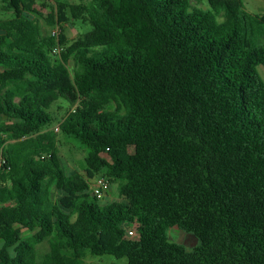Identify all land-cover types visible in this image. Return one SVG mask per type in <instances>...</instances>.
Listing matches in <instances>:
<instances>
[{
  "label": "trees",
  "instance_id": "16d2710c",
  "mask_svg": "<svg viewBox=\"0 0 264 264\" xmlns=\"http://www.w3.org/2000/svg\"><path fill=\"white\" fill-rule=\"evenodd\" d=\"M206 1L99 0L106 25L82 3L45 17L37 0H0L12 15L0 19V264H86L87 251L264 264V13ZM74 21L92 29L69 42ZM59 100L71 106L61 134L87 154L82 174L66 173L56 133L43 131ZM98 176L123 182L122 201L92 195ZM132 224L142 239L128 237ZM172 228L197 246L171 242Z\"/></svg>",
  "mask_w": 264,
  "mask_h": 264
},
{
  "label": "rangeland",
  "instance_id": "374dc122",
  "mask_svg": "<svg viewBox=\"0 0 264 264\" xmlns=\"http://www.w3.org/2000/svg\"><path fill=\"white\" fill-rule=\"evenodd\" d=\"M57 2L69 3V4H85L89 7V11L104 24L108 25L110 23L107 8L99 4V0H37L36 8L41 11L46 17L52 8L56 7ZM193 5L198 6L204 10H210L208 2L206 0H192ZM245 9L252 14H262L264 13V0H244ZM10 13H4L1 11L0 4V19L11 18ZM220 20V19H219ZM42 28L46 34H51L54 28H49L46 25L45 18L40 20ZM92 27L89 23H84L82 21H74L64 25V34L66 35L69 42H72L79 38L81 35L91 31ZM59 56H54L53 59H58ZM70 68L72 69L73 63H70ZM259 73L264 79V67L260 66L258 68ZM71 106L65 100L57 101L51 108V113L53 116V122L43 129V131H53L56 133L59 149V157L61 163L67 174L70 173H83L85 169V157L86 152L79 149L74 144L69 143L61 134V131L56 132L55 127L58 126L63 119L66 117L67 113L70 111ZM128 152L130 154L134 153V148L129 147ZM94 181L91 182L93 185ZM122 181H110L111 187L108 195L104 198L102 203H111L122 201V196L120 188L122 186ZM144 225L132 224L127 228L128 237L140 240L144 234ZM29 232L23 231L24 237L29 236ZM169 240L173 243H177L183 246L186 250L192 251L197 246V240L194 236L187 234L178 228H172L168 233ZM3 243L0 241V248ZM37 253L39 258H43L46 254L50 252V242L49 239H45L43 242L39 243L37 246ZM86 264H128L127 258L116 259L111 255L104 256H93L90 252H86L84 258Z\"/></svg>",
  "mask_w": 264,
  "mask_h": 264
},
{
  "label": "built area",
  "instance_id": "2783aa9c",
  "mask_svg": "<svg viewBox=\"0 0 264 264\" xmlns=\"http://www.w3.org/2000/svg\"><path fill=\"white\" fill-rule=\"evenodd\" d=\"M47 1V0H44ZM59 35L60 31L58 27H55V29L52 30L51 36L58 42L59 41ZM63 51V47L59 44H57L53 48V54L54 55H60ZM55 131L59 132L60 131V124L55 127ZM93 185H91V192L92 195L98 199L99 201H103L106 195H108L110 191V181L107 177L105 176H98L94 180Z\"/></svg>",
  "mask_w": 264,
  "mask_h": 264
}]
</instances>
